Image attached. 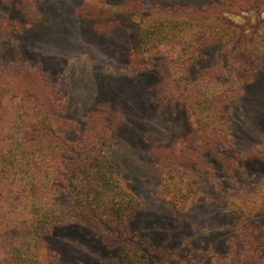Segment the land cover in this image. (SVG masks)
Returning a JSON list of instances; mask_svg holds the SVG:
<instances>
[{
	"label": "trees",
	"instance_id": "16d2710c",
	"mask_svg": "<svg viewBox=\"0 0 264 264\" xmlns=\"http://www.w3.org/2000/svg\"><path fill=\"white\" fill-rule=\"evenodd\" d=\"M78 14L100 33L129 30L138 53L168 47L183 56V76L171 79L183 95L190 83L186 101L196 113L197 132L161 155L165 164L158 171L162 174L166 165L163 192L174 197L179 220L195 190L186 179L189 169L173 158L200 165L201 153L229 144L226 108L241 95L251 102V113L264 115V0H166L155 9L145 0L118 6L87 2ZM233 17L244 20V30ZM41 19L29 10L0 32L22 37L41 30ZM216 49L221 58L212 57ZM236 55L230 77L242 70L247 77L236 81L238 88L222 65L223 58ZM228 86L227 93H218ZM106 106L89 113L83 125L71 126L63 117L66 105H60L54 84L38 68L0 66V264H54L46 240V230L54 226L96 233L114 253L110 264H171L175 259L132 231L140 202L122 189L115 165L104 156L123 116ZM73 130L75 141L69 138ZM234 211L233 252L264 257L263 227ZM179 264L196 263L184 258ZM204 264L230 262L208 258Z\"/></svg>",
	"mask_w": 264,
	"mask_h": 264
},
{
	"label": "rangeland",
	"instance_id": "374dc122",
	"mask_svg": "<svg viewBox=\"0 0 264 264\" xmlns=\"http://www.w3.org/2000/svg\"><path fill=\"white\" fill-rule=\"evenodd\" d=\"M123 1L0 0V29L26 18L29 10L45 23L41 30L31 29L22 37L0 32V66L38 68L54 84L60 105H66L63 117L71 126L83 125L89 113L106 105L122 113V123L104 156L115 165L122 189L140 202L131 220L132 231L173 253L171 264L184 258L196 264L208 258L264 264V257L256 253L232 250L235 209L264 229V115L251 113V102L241 95L226 108L229 144L201 153L200 165L189 158H173L189 169L186 179L195 190L178 220L174 197L163 192L166 165L162 174L158 171L165 164L161 155L197 132L196 113L186 101L190 83L183 95L171 79L177 73L183 76V56L178 48L168 47L149 55L138 53L129 30L100 33L78 14L87 2L118 6ZM164 1L145 0V5L155 9ZM232 19L244 30L243 19ZM212 57L221 58V50L213 51ZM237 57L222 60L228 77ZM230 79L238 88L236 81L247 77L242 70ZM229 86L218 93H227ZM69 138L77 140L75 130ZM46 235L54 264H110L114 257L93 232L54 226Z\"/></svg>",
	"mask_w": 264,
	"mask_h": 264
}]
</instances>
